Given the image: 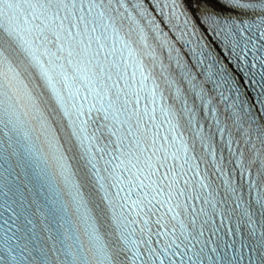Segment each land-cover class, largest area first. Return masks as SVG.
Here are the masks:
<instances>
[{
    "label": "snow or ice",
    "instance_id": "6c2138e0",
    "mask_svg": "<svg viewBox=\"0 0 264 264\" xmlns=\"http://www.w3.org/2000/svg\"><path fill=\"white\" fill-rule=\"evenodd\" d=\"M138 4L0 0V137L17 179L34 188L68 240L90 238L91 264H164L154 243L203 190L201 161L184 137L194 114L197 127L204 121L209 97L185 88L188 115L178 126L159 84L161 57L183 69L182 83L227 76L237 110L264 120V99L241 100L243 88L259 83L264 92V62L245 66L248 53L213 27L215 0ZM8 162L0 153V172Z\"/></svg>",
    "mask_w": 264,
    "mask_h": 264
},
{
    "label": "bare ground",
    "instance_id": "6f19581e",
    "mask_svg": "<svg viewBox=\"0 0 264 264\" xmlns=\"http://www.w3.org/2000/svg\"><path fill=\"white\" fill-rule=\"evenodd\" d=\"M196 1H198V0H196Z\"/></svg>",
    "mask_w": 264,
    "mask_h": 264
}]
</instances>
